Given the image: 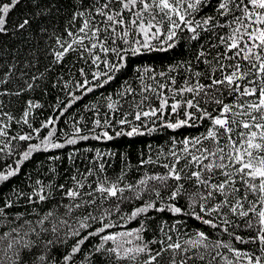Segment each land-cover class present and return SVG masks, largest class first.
I'll return each instance as SVG.
<instances>
[{"label": "snow or ice", "instance_id": "snow-or-ice-1", "mask_svg": "<svg viewBox=\"0 0 264 264\" xmlns=\"http://www.w3.org/2000/svg\"><path fill=\"white\" fill-rule=\"evenodd\" d=\"M28 2L33 11L10 28L21 0H0V35L36 24L26 58L0 65V156L13 160L0 166V187L38 153L49 166L0 195V264H264V0ZM182 42L187 59L159 70L136 64L103 103L59 128L137 58ZM42 84L65 95L37 127L45 105L27 94ZM185 128L203 131L180 136ZM169 131L135 165L128 151L86 147L88 163L76 166L83 142ZM65 158L74 171L60 183ZM116 158L122 167L110 175ZM18 205L24 211L13 212Z\"/></svg>", "mask_w": 264, "mask_h": 264}, {"label": "trees", "instance_id": "trees-1", "mask_svg": "<svg viewBox=\"0 0 264 264\" xmlns=\"http://www.w3.org/2000/svg\"><path fill=\"white\" fill-rule=\"evenodd\" d=\"M59 3L64 5L65 7H70V0H59ZM33 11L32 5L28 2V0H21V3L16 6V8L9 14V26H11L18 20L22 19L25 14L30 13ZM205 12L210 13L211 9H205ZM52 21L57 23L58 25L62 23L61 17H56L55 15L52 17ZM36 30V24L33 23L32 28L28 31H25L23 33L21 32H9L8 35H0V65L3 64H11L14 61H23L26 56L25 54L28 52V50L33 47L35 41L32 40L31 43L29 41L32 39L33 34ZM190 55V49L188 48V45L186 43H181L180 46H178L174 50H170L167 53H151L146 54L143 57H139L136 59V61L130 65V67L120 73L118 75V78L111 82L109 85H106L103 89H98L97 91L93 93H89L87 96H85L82 100L77 102L69 111L66 113L65 117L61 120L59 123V128L61 129H69L70 125L65 124L64 120L69 119L74 113L80 111L83 112L84 106L86 104L91 103H103V101L100 99L101 93L104 95H107L109 93L114 92L117 90L120 85L123 83L125 79H131L133 78V68L136 66V64H148L152 65L157 68V70L161 68H166L169 64L175 63L177 60L181 59H187ZM73 56L70 55L66 61L65 66L69 65L72 61ZM22 66V65H21ZM55 76L53 75V79ZM47 88V94H44V88ZM28 96L34 97L36 100H38L40 103L45 105L43 109L37 110L36 112V119L34 121L35 126H39L40 120L45 119L48 115L52 114L51 106L56 103L57 97L60 99L64 98V93L59 91L58 89H53L50 84H42L40 88H38L35 92L27 94ZM22 107V103H16L14 104L15 109H19ZM203 131V128H192V129H182L180 130L179 135H196L198 132ZM172 135V133L169 132H159L154 134L153 136H145V137H136L134 139H129L127 137L119 138L118 140L111 141V142H98L94 140H89L87 142H83L77 147L81 150L79 157L76 159V166L83 169V167L88 163L87 157L92 155V153L85 152L84 149L86 147H92L93 149H101V150H113L118 152L128 151L130 154V160L133 165L137 162V152L146 147L147 143H151L153 145H165L169 137ZM71 149H65L62 150L61 155H64L66 157V154ZM46 155L44 153H38L36 154L32 160L25 163V165L22 167L21 174L17 177L12 178L9 182L4 184L2 187H0V195H6L10 194L11 190L14 187H25L27 184V181L25 179V174H31L33 178H36L38 175L40 177H44V174L46 173V170L49 166L48 162L46 161ZM43 162L44 166L43 168H39L38 165ZM13 160L8 157L0 156V166H4L6 164H12ZM122 167V163L119 160V158H116L114 162H111V166L109 167V174L115 175L119 172V169ZM57 171L60 173V176L58 177V180L60 183H64L67 181V177H69L74 171L71 164L67 161L65 158L63 161L57 162ZM136 175L135 169H133L129 173V177L132 178ZM51 205L43 206L44 210L46 211L48 207ZM15 211H24L23 206L18 205L16 208L12 210ZM152 215H159L153 213ZM167 215V214H163ZM193 224V226L200 227V225L197 224V222H190ZM156 222H153V227H155ZM131 227H135V224L130 225ZM206 231H211L210 229H207L206 226H203ZM149 235H151V232H149ZM89 243H86L84 246V250L87 251L89 247Z\"/></svg>", "mask_w": 264, "mask_h": 264}]
</instances>
